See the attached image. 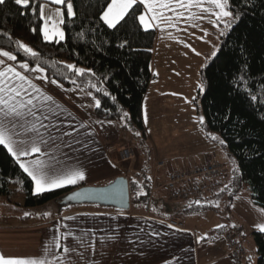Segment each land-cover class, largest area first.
I'll list each match as a JSON object with an SVG mask.
<instances>
[{
  "label": "crops",
  "instance_id": "crops-1",
  "mask_svg": "<svg viewBox=\"0 0 264 264\" xmlns=\"http://www.w3.org/2000/svg\"><path fill=\"white\" fill-rule=\"evenodd\" d=\"M50 5L64 10L62 6L49 2L44 5V9L53 10ZM143 6L145 14L148 6ZM153 8L156 12L162 11L159 5ZM192 11L198 12L195 8ZM170 15L166 13L151 27L156 30L157 39L151 63L154 77L142 105L149 144L148 151H142L144 155L128 139L117 121L109 123L96 117L94 96L77 87L53 84L49 78H42L44 74L22 70L17 60L8 62L33 79L44 93L54 97V103L49 102L50 106L40 104V108L44 115L51 118V124L60 129L57 132L56 128H50L54 135L59 136V148L55 156L64 162V171L83 170L85 173V180L51 190L111 183L122 174L117 167H113L109 148L130 141L137 151L132 178L145 185L141 190L145 192L147 189L145 193L149 196L147 202L131 205L129 211L85 204L69 207L63 213L48 218L31 213L22 216L3 214L0 216V254L12 257L39 256L46 245H52L53 236H56L61 243L69 246H78L76 238H79L81 246H78V251L87 250L86 259H95L97 264H234L225 236L246 220L232 211V205L231 211L227 210L223 196L172 200L164 187L169 171L204 164L209 159L219 161L221 153L219 145L206 136L191 104V100L196 97L197 85L200 87L196 83L200 75L198 78L194 73L200 71L206 54L211 50L209 43L214 32L211 30L216 27L215 17L184 22L176 19L169 21L166 17ZM58 18L59 22L63 19L60 16ZM147 18L151 21V13ZM183 63L191 69L184 70ZM187 79L190 82L193 80V91H176L174 87H169L171 83L179 85L180 82H186L187 85L190 83ZM184 103L188 106H184ZM44 123L48 124L49 121L44 120ZM61 132H70L71 136H61ZM34 158L36 154L24 159ZM40 158L45 161L48 159L47 156ZM157 162H165L167 168L153 174ZM64 171L58 174L62 175ZM33 185L37 193L34 181ZM219 203H223V209ZM171 218H181L184 227L170 225ZM67 232L73 235L64 239L61 234ZM153 232L159 235H151ZM201 236H205V239L201 240ZM89 244L94 245V252L88 249Z\"/></svg>",
  "mask_w": 264,
  "mask_h": 264
},
{
  "label": "trees",
  "instance_id": "trees-1",
  "mask_svg": "<svg viewBox=\"0 0 264 264\" xmlns=\"http://www.w3.org/2000/svg\"><path fill=\"white\" fill-rule=\"evenodd\" d=\"M42 2L30 0L29 6H22L15 0H4L0 4V48L17 55L18 62L27 60L34 66V59L21 51L16 41L32 47L40 54L39 63L50 80L92 93L101 101L95 109L99 120L118 122L126 116L145 144L142 105L154 77L151 63L157 32L144 30L135 19L144 14L143 4L134 5L125 20L111 28L101 19L111 0H71L75 15H68L62 6L65 38L46 41L39 15ZM233 9L238 19L221 35L216 55L205 59L200 71L202 86L193 101L203 117L201 126L206 136L234 160L230 174L226 171L221 178L217 193L201 198L228 196L229 211L244 186L249 189L252 203L264 208V0H230L228 10ZM68 64L91 72L75 74L67 69ZM132 176L129 185L134 206L147 202L149 195L147 189L141 190L145 185ZM74 188L35 193L32 179L0 146V196L9 203L48 218L69 208L54 202ZM235 229L242 231L241 226ZM253 234L258 264H264V232Z\"/></svg>",
  "mask_w": 264,
  "mask_h": 264
},
{
  "label": "snow or ice",
  "instance_id": "snow-or-ice-1",
  "mask_svg": "<svg viewBox=\"0 0 264 264\" xmlns=\"http://www.w3.org/2000/svg\"><path fill=\"white\" fill-rule=\"evenodd\" d=\"M3 2L4 0H0V4ZM48 2L53 5L66 7L68 15H75L71 0H48ZM138 2L148 6L145 14L135 17L144 30L153 27V22L164 18L166 13H171L170 16L166 17L169 21L176 19L186 22L214 16L216 27H219L223 23L224 31L221 32V35H224L239 16V14L233 16L234 9L228 10L230 0H111V3L104 10L101 19L109 27L116 28L129 15V10ZM15 3L17 5L29 6L30 0H15ZM154 5H159L162 11L156 12L153 8ZM172 5H175V7H172ZM193 8L197 9L198 12H193ZM149 13H151V21L147 18ZM39 15L44 20L43 4L39 6ZM55 15L63 17L64 12L61 7H57ZM60 23H64L63 19L60 20ZM171 26L175 27L176 25L172 24ZM41 30L43 38L46 41H50L56 37L59 40L65 38L64 31L56 27L54 20L51 24L49 20H44ZM32 31L35 32L36 29L33 28ZM16 44L21 51L30 55L35 61L34 67H30L28 61L24 60L20 62L19 68L44 74L42 78L47 80L46 69L39 63L40 54L21 41H16ZM125 44H122L121 47L125 46ZM16 60L17 55L0 48V146L6 148L7 152L17 161L19 167L35 182L37 193L53 188H60L65 185L76 184L78 181L85 180L86 176L83 170L64 171V162L55 156V151L59 148L57 144L59 136L54 135L50 128H56L57 132H60V129L56 125L51 124V118L44 115L40 108V104L50 106L49 102L54 103V97L44 93L33 82V79L25 75L23 71L17 70V67L13 66V64L8 63L9 61ZM66 67L78 75L91 72L90 69L76 68L72 64H68ZM241 80H243V77H241ZM50 82L59 86V82L56 79H52ZM72 82L76 83L75 80ZM93 87L95 86L93 85ZM88 94L92 95V93ZM251 99L256 100V97L252 96ZM100 106L101 101L96 99L95 107L99 108ZM200 119L203 121V117ZM44 120H48L49 123L45 124ZM97 123L102 122L98 121ZM60 135L71 136V133L61 132ZM136 135H140V133H136ZM213 138L215 139V137ZM67 146L71 147V145ZM33 154H36V158L32 160L24 159L33 156ZM43 156L48 157L47 161L40 158ZM61 171H64V174H58ZM148 179L151 178L149 177ZM74 195H79V193ZM195 203H200V201H195ZM25 215L31 214L25 213ZM69 219L74 218L70 217ZM217 227L222 228L223 225H217ZM61 235L64 239H67L73 233L67 232ZM151 235L155 236L159 235V233L153 232ZM112 238L115 239V237ZM76 239L78 246H81L79 238ZM200 239H205V236H201ZM78 246L63 244L59 237L53 236L52 245H46L41 255L12 257L0 254V264H97L95 259H86L87 250L78 251ZM53 248H55V251H53ZM88 249H91L93 252L95 251L93 244H89ZM50 256L51 259H49ZM73 256L76 258L72 259Z\"/></svg>",
  "mask_w": 264,
  "mask_h": 264
},
{
  "label": "built area",
  "instance_id": "built-area-1",
  "mask_svg": "<svg viewBox=\"0 0 264 264\" xmlns=\"http://www.w3.org/2000/svg\"><path fill=\"white\" fill-rule=\"evenodd\" d=\"M109 157L122 176L129 177L133 170V163L137 159V152L129 142H122L109 148ZM166 168L165 162H157L153 168V174L162 172ZM225 172L226 165L223 162L209 159L204 164L169 171L164 187L172 200H193L214 196ZM169 224L176 228L184 227L181 218H171ZM225 239L233 263L242 264L247 252L242 234L238 231H230Z\"/></svg>",
  "mask_w": 264,
  "mask_h": 264
},
{
  "label": "rangeland",
  "instance_id": "rangeland-1",
  "mask_svg": "<svg viewBox=\"0 0 264 264\" xmlns=\"http://www.w3.org/2000/svg\"><path fill=\"white\" fill-rule=\"evenodd\" d=\"M48 0L43 1V5H47ZM51 6V5H50ZM46 8V7H44ZM48 8V7H47ZM54 8L53 10H51L50 8H48L47 10L44 9V18L45 20H49V23L51 24V22L54 20L56 22V27L62 29L64 31V27H63V23L61 24L59 22V18L57 15H55L56 12V6L52 7ZM64 11V10H63ZM64 16L65 13L63 15V20H64ZM223 24V23H221ZM221 24L219 27H215L213 28L211 31H214L212 33V40L210 41V45H211V50L208 52V54H206V58L211 59L213 58L219 47H220V39H221V32L223 31L224 25L223 27H221ZM65 33V31H64ZM59 40V39H58ZM172 55V54H170ZM168 55V56H170ZM173 57V56H171ZM205 58V59H206ZM205 62L202 64V67L204 66ZM202 67L199 69L201 71ZM182 68L184 70H189L191 68H189L188 66H185V64L183 63ZM193 70V68H192ZM191 70V71H192ZM200 71L198 72V70H196V73H194L198 78L200 75ZM193 75V72L191 73V76ZM188 82H190L189 79H187ZM197 84H200V87L202 86L201 83V79L200 80H196ZM177 83H171V85H169L170 88L174 87L176 91H183L185 90L186 92L188 90L193 91V80L191 79V82L189 84L186 85V82H180L179 85H176ZM200 87L198 88V85L196 87V92L198 93ZM197 93L196 96H197ZM196 98V97H195ZM193 98L191 100V104L192 107H194L195 111L197 112L195 103L193 102L194 99ZM187 103V102H186ZM184 106H188L187 104L184 103ZM182 108V106H181ZM198 116H199V122L201 123V116L200 114L197 112ZM118 123L120 124L121 128L124 129V132L128 135V139H130L133 144L136 146V148L138 149V151L141 153V155H144L145 152L142 151H148V142L146 141V143H141L140 142V136L136 135V133H140L138 130L133 129L130 126V122L127 119V117L125 116L121 121H118ZM129 142L133 147L134 145ZM135 148V147H134ZM221 153L219 152V161H223L226 165V171L231 172L232 168H233V163L234 160H232V158L229 156V154L226 153L225 150H223V148H221L219 146ZM136 150V149H135ZM137 152V151H136ZM142 158V157H141ZM227 174V173H226ZM228 175V174H227ZM227 178H224V181H226ZM225 199L224 203L228 202V196H223ZM221 208L223 209L224 205L223 203H219ZM29 212L28 210H26L25 208H20L18 206H15L12 203H9L8 201H6V199H4V197L0 196V216H2L3 214H9V215H14V216H22L25 215V212ZM232 211H236L240 216H242V218H244L246 221L245 222H241L240 225L242 227V231L244 232V246L247 250L246 255L244 257L243 262H245V264H258V256H257V245L254 239V232L255 230H258L260 232H264V208L256 206L252 203L251 198H250V192L248 187L244 186L243 189L240 192V195L236 196L235 199L232 202ZM232 225V222H231ZM236 227V226H235ZM249 257H251V259H249ZM242 262V264H244Z\"/></svg>",
  "mask_w": 264,
  "mask_h": 264
},
{
  "label": "water",
  "instance_id": "water-1",
  "mask_svg": "<svg viewBox=\"0 0 264 264\" xmlns=\"http://www.w3.org/2000/svg\"><path fill=\"white\" fill-rule=\"evenodd\" d=\"M76 193H79V195H74ZM54 204L60 207L92 204L120 211H129L131 208L129 178L119 176L106 185L76 187L58 198Z\"/></svg>",
  "mask_w": 264,
  "mask_h": 264
}]
</instances>
